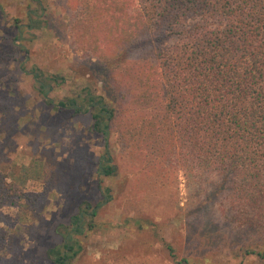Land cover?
Wrapping results in <instances>:
<instances>
[{
	"label": "trees",
	"instance_id": "obj_1",
	"mask_svg": "<svg viewBox=\"0 0 264 264\" xmlns=\"http://www.w3.org/2000/svg\"><path fill=\"white\" fill-rule=\"evenodd\" d=\"M31 1L44 9L41 0ZM66 3L71 44L106 65L117 105L87 88L88 108L78 103L79 94L45 99L58 110L90 112L92 130L104 139L97 165L104 200L84 202L70 227L60 225L61 243L47 248L48 262L72 264L80 246L70 233H82L86 216L94 226L98 207L111 200V187L100 183L101 176L118 172L109 149L112 130L122 153L155 177L177 168L211 185L200 206L222 197L227 205L220 215L240 235L237 246L264 262V0ZM0 13L5 16L1 3ZM24 15L27 27L42 28L41 13L30 9ZM12 25L19 37L21 17L14 16ZM13 96L0 94V118L12 109ZM10 175L0 168V264H35L24 262L20 252L30 205L22 201L15 173ZM194 237L202 243L201 234ZM166 247L178 264H199Z\"/></svg>",
	"mask_w": 264,
	"mask_h": 264
},
{
	"label": "rangeland",
	"instance_id": "obj_2",
	"mask_svg": "<svg viewBox=\"0 0 264 264\" xmlns=\"http://www.w3.org/2000/svg\"><path fill=\"white\" fill-rule=\"evenodd\" d=\"M41 1L43 10L31 0H0L5 12L4 17L0 13V94L14 95L13 110L0 118V168L15 173L22 201L30 205L20 245L23 261L50 264L46 250L61 243L60 225L70 227L84 202L94 206L104 200L97 176L104 139L92 130L90 112L58 110L45 99L79 94L78 103L88 108L87 88L116 106L117 91L109 85L106 65L71 44L66 0ZM30 9L41 13L42 28L26 26ZM14 16L23 20L19 37ZM119 144L112 130L109 149L118 172L101 176L100 183L111 187V200L98 207L94 226L86 216L82 233H70L80 246L72 264H178L167 244L178 258L189 256L199 264H264L237 246L240 235L220 215L227 205L222 197L200 206L212 188L205 180L177 168L157 178L122 153ZM195 233L202 243L195 242Z\"/></svg>",
	"mask_w": 264,
	"mask_h": 264
}]
</instances>
